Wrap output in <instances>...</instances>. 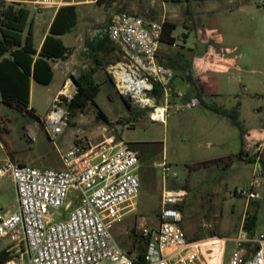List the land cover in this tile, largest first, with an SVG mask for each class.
Segmentation results:
<instances>
[{"label": "rangeland", "instance_id": "1", "mask_svg": "<svg viewBox=\"0 0 264 264\" xmlns=\"http://www.w3.org/2000/svg\"><path fill=\"white\" fill-rule=\"evenodd\" d=\"M113 1L103 0L102 5L95 3L94 9L86 8L90 13L80 10L81 22L63 37L65 43L72 46L73 55L68 61L72 81L82 71L94 66L86 43L121 13L176 23L174 36L180 44L184 34L188 36V44L195 45L198 29H216L224 39L223 47L230 50L228 55L238 59L242 69L255 70L251 71L252 74L245 73L243 82L236 84L246 87L249 93L225 97L218 100L217 105L231 110L239 103L238 120L245 130L264 127V94L252 93L257 88L262 89L257 81L264 82V9L259 7L258 0ZM24 5L30 11L29 25L33 23L37 46L49 21L47 13H54L55 9H36L30 0H26ZM71 39L73 42L69 43ZM112 63L103 66L96 74L100 87L96 98L98 107L89 104L83 112L71 116L68 127L56 143L48 137L43 119L40 122L37 115H31L26 109L21 111L16 106L3 103L0 93V159L8 156L36 168L61 169V154L80 139L93 145L110 138L128 145L139 143L134 149L141 162V192L134 208L126 211L113 231L120 246L129 253L133 251L132 255L143 246L140 239L142 227L157 222L162 181L155 163L164 158L176 172V176H169V180L176 181L188 193L181 208L184 215L182 228L190 240L202 241L213 236L233 239L245 225L248 214H256L257 230H264V149L259 159L254 154L247 156L254 160L240 159V130L230 118L208 110L204 104L172 109L166 124L150 122L146 117L131 119L125 98L118 94L110 80L108 68ZM63 80L57 70L52 86L34 84L32 106L37 114L44 117L49 112L54 102V87L62 85ZM182 84L175 73V89H183ZM183 100L175 103L182 105ZM98 108L107 116L109 123L98 117ZM149 143L154 144L149 146ZM146 152L148 156H145ZM250 191L257 193L258 198H249ZM17 206L14 185L8 179H2L0 209L14 212ZM75 206L70 198L54 218L65 217ZM25 250V243L21 242L11 252L13 256L23 255L26 259ZM232 250L233 245L228 241L223 264H229Z\"/></svg>", "mask_w": 264, "mask_h": 264}, {"label": "built area", "instance_id": "2", "mask_svg": "<svg viewBox=\"0 0 264 264\" xmlns=\"http://www.w3.org/2000/svg\"><path fill=\"white\" fill-rule=\"evenodd\" d=\"M74 0H35L36 9L60 8ZM264 9V0H258ZM163 22L121 13L99 29L93 39H110L120 58L108 72L121 97L153 123L166 124L172 109L195 107L197 97L184 104L185 93L176 90L175 73L161 64ZM72 77L56 96L44 118L53 143L69 125V105L77 93ZM264 149L259 144L257 159ZM61 169H42L6 158L0 164V181L8 179L17 193V210L0 209V252L10 259L2 264H136L135 255L125 251L114 236V228L134 208L141 192L140 156L123 141L110 138L93 145L78 140L61 154ZM161 172L162 191L157 222L143 226L140 235L147 243L144 264H223L227 242L233 245L229 264H264V232L251 237L241 227L233 239L209 237L192 241L182 228L185 189L166 187L176 176L166 160L155 163ZM243 193V192H242ZM249 198H258L250 191ZM76 204L65 217L55 219L69 199ZM25 243L26 259L11 250Z\"/></svg>", "mask_w": 264, "mask_h": 264}, {"label": "trees", "instance_id": "3", "mask_svg": "<svg viewBox=\"0 0 264 264\" xmlns=\"http://www.w3.org/2000/svg\"><path fill=\"white\" fill-rule=\"evenodd\" d=\"M102 2L103 0H96L98 5H102ZM78 16L76 5L60 7L51 25L50 34L46 36L43 46L38 52L33 45L32 27H29V9L23 3L0 0V93L3 103L16 106L21 111L26 109L31 115L35 116L34 111L28 109L31 99V82L34 81L49 86L54 77L51 61L56 59L67 60L72 55V49L64 44L60 36L71 32L77 26ZM27 29L28 34L25 38L24 34ZM176 29V23L163 21L162 44L169 46L176 44L178 40L174 36ZM86 48L94 62V66L88 71H82L79 77L75 79L78 89L69 105L72 117H75L79 112H83L89 104L98 107L96 98L100 92V87L96 81V74L103 66L107 67L109 63H114L120 58L118 47L107 37L88 41ZM158 60L161 64L176 72L198 94L193 81L190 49H184L183 47L182 50L170 53ZM110 80L112 81L111 77ZM186 98L188 100V97ZM124 102L129 109L131 119L145 117V112L134 109L128 99L125 98ZM201 104H204L208 110L216 114L230 118L232 124L240 130L241 143L244 144L245 130L238 120L239 104L231 110L202 101ZM98 117L104 120L105 123H109L107 116L99 108ZM39 121L41 122L40 119ZM138 144H129V146L134 148ZM153 144L149 143L148 145L153 146ZM148 155L149 153L146 152L145 156ZM238 156L242 160H252L243 157L242 149ZM244 228L251 237L255 236L257 233L256 214H248ZM140 239L143 241V246L139 247L135 253L136 264H144L147 251L146 241L141 235ZM130 254H133V251H130ZM9 259L10 254L8 252L5 250L0 252V264Z\"/></svg>", "mask_w": 264, "mask_h": 264}, {"label": "crops", "instance_id": "4", "mask_svg": "<svg viewBox=\"0 0 264 264\" xmlns=\"http://www.w3.org/2000/svg\"><path fill=\"white\" fill-rule=\"evenodd\" d=\"M5 1L19 2L23 4L26 3V0H5ZM30 3H34V0H30ZM95 3L96 0H86V1H71L70 3L67 4V5L77 6L78 15H79L77 26L79 25V22H81L80 10L90 13L89 12L90 10H87L86 8H91V10L92 8L94 9ZM53 9H55L54 13H47L49 21L46 30L43 31V34L37 46L34 43V31H33V45L38 52L41 50L46 36L50 34L51 25L59 10V8H53ZM77 26L73 28L72 31L75 30ZM29 27H32L33 30V23H31ZM27 34H28V29L24 34L25 38ZM65 35L60 36V38L63 40V37ZM196 37H197V44L195 45L188 44V36L185 37V34L182 44H180L179 40H177L176 44L173 46L161 44V48L158 54V59H159L165 57L170 53H175L179 50H182L183 47L184 49H190L193 81L198 90V94L195 91H193L192 87L188 83L184 82L182 78L179 76V80L183 83L182 84L183 89H178V90L184 92L185 97H188V100L187 98L183 100L184 103L188 102L193 97H197L199 98L200 101L204 103L217 105V101L225 97L239 96L241 94L249 93L250 91L246 87L243 86L239 87L236 84L238 83L241 84L243 82L242 78L244 77L245 73L250 72L252 74V72H254L255 70L242 69L238 59L230 57L228 55L230 53L229 52L230 50L228 48L223 47L224 39L222 35L218 31H216V29H207V30L198 29ZM63 42L67 47L72 49L71 45H67L64 40ZM71 42H73L72 39L70 40L69 43ZM71 56L67 60L56 59L54 61H51V65L54 70V77L51 84L47 87L52 86L53 83L55 82L57 70L64 78L62 85L54 87L53 100H55L56 96L63 89L67 78L69 76L71 77V66L68 64V61L69 59H71ZM235 77L237 78V80H233ZM238 77L240 78L238 79ZM35 83L36 82L34 81L31 82V99L28 109L33 110L35 115H37V117L40 120L42 119L44 120L48 112H46L45 116L43 117L42 114H37L35 107L32 106V93ZM257 85L258 87H262V89L257 88L258 90L252 91V93L264 94V88H263L264 82L257 81ZM218 107L226 109L224 108V106H218ZM263 140H264V127L261 126L260 128L257 129L245 130L244 144L242 145L241 143V149L244 153L243 157L246 159L247 156L254 154L257 149L256 146H258L259 144L264 145ZM251 159L254 160L253 158ZM3 160L4 159H0V163H2L1 161ZM166 187L169 189H180L179 184L174 180H169V178L167 179ZM16 200H17V193H16ZM6 213H11V212H6ZM257 232H264V230H260V231L257 230Z\"/></svg>", "mask_w": 264, "mask_h": 264}]
</instances>
